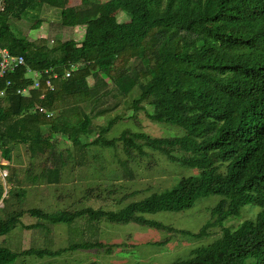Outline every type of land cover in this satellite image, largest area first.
I'll use <instances>...</instances> for the list:
<instances>
[{"label": "trees", "instance_id": "1", "mask_svg": "<svg viewBox=\"0 0 264 264\" xmlns=\"http://www.w3.org/2000/svg\"><path fill=\"white\" fill-rule=\"evenodd\" d=\"M107 1L122 9L132 8L129 25L117 24L115 17L103 14L101 23L90 24L79 45L67 41L49 47L46 39L27 42L17 38L10 28L9 20L21 19L36 0H0V48L24 59L22 67L0 80L5 89L0 99V150L29 142L32 154L48 153L49 180L57 186L61 185L62 166L70 159L56 155L60 153L57 138L69 141L79 152L92 146L114 150L121 144L126 157L121 165L126 172L136 159L147 156V149L197 174L180 177L171 187L116 211L25 210L26 190L12 186L3 197L0 184V236L19 224L27 230L43 227L41 223L24 226V215L51 225H70L80 218L90 225L102 221L136 224L166 233L167 239L156 243L159 246L179 236L200 240L208 237L210 228L219 226L221 233L209 244L193 248L171 264H264V0ZM58 2L56 7H63V0ZM97 8L93 5L78 12L80 18L93 17ZM61 16H65L64 9ZM49 69L59 77L52 81V91L41 78L40 87L28 96L17 94L28 86V72ZM68 71L70 76L63 79ZM89 78L94 81L92 86ZM106 79L122 97L138 89L139 95L127 103L126 111H144L149 120L180 127L185 134L152 138L124 129L118 137L107 139L112 128L125 120L116 114L90 139L94 118L107 110H96L97 102L111 90ZM91 100V108L86 109L84 104ZM38 107L56 114L46 118ZM32 129H37L35 134ZM52 134L57 137L53 142ZM91 160V166L85 161L90 175L99 172V179L106 177V159L94 155ZM208 197L219 200L197 232L147 218L186 212ZM247 206L259 209L255 219L233 229L223 227ZM102 249L110 252L111 247L89 241L70 243L57 251L29 248L14 252L0 247V264H16L21 257L43 259Z\"/></svg>", "mask_w": 264, "mask_h": 264}, {"label": "rangeland", "instance_id": "2", "mask_svg": "<svg viewBox=\"0 0 264 264\" xmlns=\"http://www.w3.org/2000/svg\"><path fill=\"white\" fill-rule=\"evenodd\" d=\"M41 2L54 8L45 7L46 5H44V9L40 13L41 16L50 19L49 23L46 21L47 24L45 22L43 29L37 28V21H39L38 12L35 10L36 8H28L22 15V20L10 19L11 31L17 38L30 42L46 39L49 47L71 38L77 39L76 42L79 44L84 38V33L79 31L72 32L67 29V31H59L60 27L59 29L57 28L62 21V9L65 10V14L68 12L73 15V13H77L80 10L91 8L92 5L96 7L99 5L103 8L100 12H98L99 9H96V14L92 18L94 21L95 18L103 16V14H106V17H115L117 24L120 22L125 26L129 25L128 23L131 20L129 13L132 8L122 9L116 2H108L107 0H63V7H56L59 3L58 0H41ZM69 6L72 8H69ZM139 16L135 12L134 18ZM74 21L73 19L72 22ZM45 28L47 31H44ZM26 78L33 79V74L28 72ZM106 81L108 89L111 90L106 98L97 102L96 110L106 108L107 110L94 118V132L89 137L90 139L94 138L99 132V128L105 126L108 120L116 116V114L124 116L125 120L112 128L106 135L107 139L118 137L124 129L142 132L152 138L181 137L185 134L180 127L149 120L144 111L137 114L132 111H126L127 103L139 95L138 89H134L129 96L122 97L111 82L107 79ZM88 83L92 86L94 81L89 78ZM88 103L89 105L84 104L86 109L91 108V104H93L92 100ZM113 104L115 106L111 108ZM148 112L151 113L152 108H149ZM57 140L59 141L57 149L60 150V153L56 154L57 156L65 154L66 150L71 151V153L79 152L69 141L64 139V142H62L60 138H57ZM27 151L22 145L21 148L17 147L16 151L4 150L3 156H0L3 163L0 167V184L3 187V197L8 192L9 185L7 183L9 180L17 179L20 183L23 178L28 183L30 181L34 182V186L41 185V181L43 182V178L38 180L39 176L35 175L34 177L30 170H26L21 166L22 159L18 160V163H21L20 166L16 165L18 164L16 163L17 160H13L16 159L12 158L13 152L18 154L19 158H23L22 152L27 153ZM145 151L148 153L147 156L136 159V163L129 165L126 172V169L121 165L122 161L126 159L121 144H118L117 149L114 150L97 146L84 148L81 152L84 153L85 161L88 159L90 166L91 157L94 155H102L106 159V177H100L101 179H99L97 177L100 174L99 172L90 175V172H88L89 168L87 170L85 167L82 171L74 172L73 174L69 173L64 179V184L66 185L64 188H60L62 184L56 187V190H53L52 188L54 187L51 188L50 186H45L43 189L40 187L36 188V191L25 188L26 203L24 204V209L40 208L48 213H55L65 209L79 210L85 208L116 211L130 202L141 200L154 192L171 187L180 177H189L197 174V171L169 163L159 153L147 149ZM44 157H46L44 162L49 163L50 155L47 154ZM42 162L43 160L38 161L39 165ZM84 164L85 166L87 165L86 162ZM3 172L8 173L5 179L2 177ZM80 176H82L81 180ZM95 186L97 188L90 192L89 188ZM218 200L219 198L217 197L204 198L197 201L193 208L186 212L178 214L159 213L147 216V218L158 220L177 229L197 232L210 219L211 210ZM1 207L2 203L0 202ZM258 212V208L247 206L239 217L225 221L223 227L233 229L243 221L255 219ZM0 216H2L1 212ZM21 223L24 226L41 223L43 227L27 230L19 224L7 235L0 236V247L8 248L14 252L29 248L57 251L67 247L70 243L89 241L101 242L107 247H111V249L110 252L105 249L67 252L57 257L43 259L21 257L17 259L16 264H171L178 258L186 257L193 248L209 244L221 233V227L215 226L208 230V237L200 240L179 236L171 238L166 245L159 246L156 243L167 239L166 233L140 227L136 224L119 225L102 221L99 223L93 222L90 225L86 218H80L70 225L63 223L51 225L47 222L30 218L28 215H24L21 218Z\"/></svg>", "mask_w": 264, "mask_h": 264}, {"label": "crops", "instance_id": "3", "mask_svg": "<svg viewBox=\"0 0 264 264\" xmlns=\"http://www.w3.org/2000/svg\"><path fill=\"white\" fill-rule=\"evenodd\" d=\"M36 3H37V5H35L33 8H36L35 10L38 12L39 21H37V23H38V27L37 28H42L43 29L44 28L43 25L45 24V22L48 21V23H49L50 19H46V17L45 16H41L40 13L42 12V9H44V5H46L45 7H50V8H53V7H51V6L47 5V4H44V3L42 4L41 0H36ZM67 3H68V1H67ZM66 6H67V4H66ZM69 8H72V7L69 6ZM99 8H100V6L98 5L97 9H99ZM66 9L68 10V8H66ZM85 10H87V9H85ZM80 11H83V10H80ZM80 11H78V12H80ZM78 12L77 13H73V15H71L70 13L67 12L65 14V16L63 17V19H62V21L60 23V26L57 27L58 29L60 27L59 31H67V30L68 31L71 30L72 32H76V31L78 32L79 31V32L84 33L83 35L85 36L86 33H87V28L90 26V24H99V23L102 22L100 16L95 18V21L92 19L95 16L96 13L94 14L93 17H91V18H89L87 20H84V19L80 18V15H79ZM73 19L75 20L74 22H72ZM17 20H19V19H17ZM20 20H22V17H21ZM41 20H43L44 22L41 21ZM10 23H11V20H9V24ZM46 24H47V22H46ZM44 31H47V29L45 28ZM51 31H53V30H51ZM82 38H83V36H82ZM76 40L77 39L71 38V39L66 40L64 42L74 41L77 45H79L76 42ZM27 42H30V41H27ZM35 131H37V129H32V134H35ZM49 137H50V141L51 142H53L55 140V138H57L55 136V134H52V136L50 135ZM62 142H64V141H62ZM16 145L10 146V147H8V148H6L4 150L5 151H10V150L11 151L12 150L16 151V148L17 147L21 148L22 145L24 146L25 149L28 150V146L30 145V143L28 142L27 144H16ZM4 150H1V156H3ZM22 153H23V158H19V155L16 154L15 152H13L12 158L13 157L16 158V159H13V160H17L16 163L19 162L18 160L22 159V162H21L22 164L18 163L16 165L20 166V164H21V166H23V168H25L26 170H30V173L32 172L34 177H35V175L39 176L38 180H40L41 178H43L44 180H43V182L41 181V185H37V186L33 185L34 182H31V181L29 183L26 182L25 179H23V178H22V181L20 183H19V181H17V179L9 180L8 183H7L9 185V189L12 186H20L22 189L27 188L29 190L34 191L36 188H39V187L41 189H43V188H45V186H50L51 188L54 187V188H52L53 190L54 189L56 190L55 186H57L58 184H53L52 185V183H50V180H49L50 179V175L48 174V170L52 167V165L51 164L49 165V163H50L49 160H48L49 163H45L44 162L45 161L44 159H46V157H44V156L47 155L48 153L45 152L43 154H32L29 150L27 151V153H24V152H22ZM61 156H63L64 159H67L68 156L70 157L69 161H66V164H64L62 166V173H61L62 181L60 182L62 184V186H60V188H64L66 185L64 184L65 182H64L63 178L65 179L67 177V175L70 173V171H73L72 168L74 167V171H73V173H74V172L82 171L87 165L85 166V164H84L85 163V156H84V153H82V152H80V153L79 152H75V153H70V154L69 153H65V154H61ZM40 160H43L41 165H39V163H38V161L40 162ZM80 160H81V162H80ZM59 166L60 165H58V167ZM37 169L40 170V171L38 172ZM53 183H55V182H53Z\"/></svg>", "mask_w": 264, "mask_h": 264}, {"label": "built area", "instance_id": "4", "mask_svg": "<svg viewBox=\"0 0 264 264\" xmlns=\"http://www.w3.org/2000/svg\"><path fill=\"white\" fill-rule=\"evenodd\" d=\"M24 65V59L22 56H13L9 53L7 49L0 48V80L5 77L7 74L15 73L20 67ZM32 73V72H31ZM33 79H29V84L27 87L17 90V94L21 96H28L31 90H36L40 87V79L45 82V87L49 91H52L54 86L52 81L59 79L58 74L53 72L51 69L41 72H33ZM44 75V77H43ZM70 76V72L64 74L63 79H66ZM9 81L6 82V86H10ZM5 96V89L0 87V99ZM36 110L40 113L45 114L46 118L54 116L52 112H46L43 108L38 107ZM1 156V150H0ZM2 161L0 158V167L2 166ZM3 178L7 177V172H3Z\"/></svg>", "mask_w": 264, "mask_h": 264}]
</instances>
